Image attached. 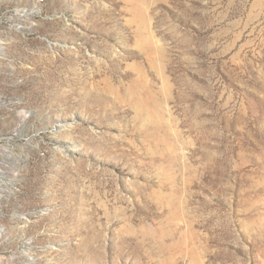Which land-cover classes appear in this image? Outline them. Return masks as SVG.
<instances>
[{"label": "rangeland", "instance_id": "rangeland-1", "mask_svg": "<svg viewBox=\"0 0 264 264\" xmlns=\"http://www.w3.org/2000/svg\"><path fill=\"white\" fill-rule=\"evenodd\" d=\"M0 264H264V0H0Z\"/></svg>", "mask_w": 264, "mask_h": 264}, {"label": "bare ground", "instance_id": "bare-ground-1", "mask_svg": "<svg viewBox=\"0 0 264 264\" xmlns=\"http://www.w3.org/2000/svg\"><path fill=\"white\" fill-rule=\"evenodd\" d=\"M0 46H1V44H0Z\"/></svg>", "mask_w": 264, "mask_h": 264}]
</instances>
